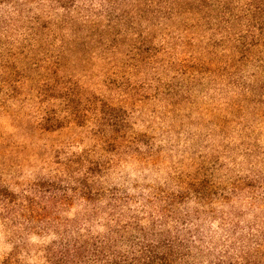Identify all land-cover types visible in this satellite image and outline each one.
<instances>
[{
  "label": "rangeland",
  "instance_id": "374dc122",
  "mask_svg": "<svg viewBox=\"0 0 264 264\" xmlns=\"http://www.w3.org/2000/svg\"><path fill=\"white\" fill-rule=\"evenodd\" d=\"M244 1L0 4V264L154 222L200 230L205 262L264 261V43L240 50Z\"/></svg>",
  "mask_w": 264,
  "mask_h": 264
},
{
  "label": "trees",
  "instance_id": "16d2710c",
  "mask_svg": "<svg viewBox=\"0 0 264 264\" xmlns=\"http://www.w3.org/2000/svg\"><path fill=\"white\" fill-rule=\"evenodd\" d=\"M7 1L13 0H0V4ZM243 6L238 18L247 17L250 33L240 39V50L249 52L251 46L264 43V0H246ZM126 229L132 232L121 234L120 231H113L109 237L95 241L92 247L87 241L64 244L61 240L62 243L49 250L50 264H236L229 257L225 261L227 257L224 256L205 262L210 258L205 238L200 230L189 225L169 227L156 222L149 226L137 223ZM227 253L229 255L231 251L225 250ZM238 262L264 264V261L260 263L251 259L248 254L239 258Z\"/></svg>",
  "mask_w": 264,
  "mask_h": 264
}]
</instances>
